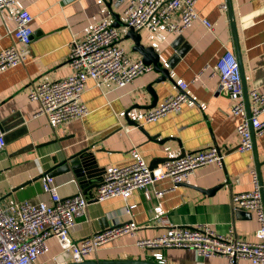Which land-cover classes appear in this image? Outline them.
<instances>
[{"label":"crops","instance_id":"0c3cea01","mask_svg":"<svg viewBox=\"0 0 264 264\" xmlns=\"http://www.w3.org/2000/svg\"><path fill=\"white\" fill-rule=\"evenodd\" d=\"M231 1L250 100L254 87H264V0ZM125 5L126 0H18L15 6L0 13V50L12 44L10 32L16 12L26 8L34 16L29 58L24 64L0 70V122L13 114L23 119L22 124L8 131V141L0 152V199L49 201L42 179L56 155L64 157L82 150L90 153L85 182L72 171L53 177L61 196L82 192L92 197L106 168L130 163L134 148L155 167L186 152L215 145L224 154V167L207 164L176 185L169 178L163 179L149 186V196L143 189L135 190L129 202L136 204L133 217L139 224L137 235L121 236L85 259L155 261L152 250L138 245L137 239L166 233L167 225L161 223V218L175 225L209 224L221 234L255 240L254 232L259 226L255 213L236 208L232 195L252 190V168L264 183V132L255 135L251 151L238 150L239 117L231 112L232 101L221 90L218 74L213 75L216 59L225 47L235 51L228 8L222 9L220 0H198L196 4L199 16L214 23L212 32L200 20L180 34L165 27L142 31L143 41L155 46L164 64L176 51L172 46L175 40L182 36L179 48L183 55L170 68L173 80L157 82L160 73L154 67L124 86H99L90 79L82 95L90 110L87 116L53 127L46 116L36 115L39 104L28 97V89L34 83L60 80L71 73V42L83 40L95 21L117 22L119 26L115 27L122 36L120 45L133 59H142L133 50V41L126 38ZM182 81L188 82V100L182 110L145 123L146 113L175 92ZM243 94L247 102L244 87ZM217 184L223 185L216 192H205ZM126 204L120 197L91 199L87 214L71 228V237L79 240L129 220ZM60 251L58 240L50 238L39 264L69 262L66 258L60 263L53 259ZM161 251L166 258L163 264H227L223 257H203L191 248ZM240 264L255 263L241 260Z\"/></svg>","mask_w":264,"mask_h":264},{"label":"built area","instance_id":"2783aa9c","mask_svg":"<svg viewBox=\"0 0 264 264\" xmlns=\"http://www.w3.org/2000/svg\"><path fill=\"white\" fill-rule=\"evenodd\" d=\"M18 0H0V13L15 6ZM198 0H126L124 14L128 26L138 30L153 32L158 27L182 33L196 20H200L209 31L214 23L201 18L196 11ZM220 7L227 9L226 0H220ZM34 16L26 8L14 15L15 26L11 30L12 44L0 50V70L24 64L29 58L32 41ZM121 32L105 19L90 25L83 40L73 39L70 46L69 65L71 73L53 81L34 83L28 89V97L38 102L36 115H44L51 126H57L73 119H82L90 112L82 101L88 80L97 85L114 83L124 86L137 76L151 71L153 65L142 59H133L120 45ZM220 88L232 101L231 112L239 117L236 127L241 152L254 147L253 133L264 132V87H254L250 92L248 110L243 94V80L236 52L225 47L216 59V70ZM188 82L179 83L175 92L145 115L144 122L180 112L188 100ZM6 145L5 132L0 130V152ZM132 161L126 165H112L106 168L95 194L88 197L78 192L71 196H61L54 177L43 174V191L49 201L0 199V264H39V257L48 250V240L56 238L61 251L53 256L56 262L63 258L69 261H83L90 253L124 235L136 236L139 224L133 217L136 204L129 199L137 189H143L149 196L148 188L169 178L174 185L187 181L195 171L207 164L224 167V154L217 146L199 151H189L183 156L150 167L144 156L132 149ZM252 190L232 195L238 209H251L259 223L254 232L255 240L236 238L233 234H221L209 224L175 225L167 218H161L167 225L166 233L137 239V244L151 249L155 261L164 263L167 248H191L203 257H223L227 264H240L249 260L264 264V183L257 171H250ZM161 193L158 192V194ZM120 197L127 202L126 213L129 220L116 226L104 228L79 240L71 237V228L77 219L87 214L91 199L105 201Z\"/></svg>","mask_w":264,"mask_h":264},{"label":"water","instance_id":"95a60500","mask_svg":"<svg viewBox=\"0 0 264 264\" xmlns=\"http://www.w3.org/2000/svg\"><path fill=\"white\" fill-rule=\"evenodd\" d=\"M227 2V7H228V12L231 20V27H232V34H233V40H234V45H235V52L238 58L239 66H240V71H241V76L243 80V87L245 91V96L247 100V107L248 110L250 109L249 105V100H248V95H247V88H246V79H245V66H244V60H243V54L240 46V39H239V33H238V27L235 19V14L233 12V7H232V1L231 0H226ZM118 14L115 15V18L118 19ZM113 26L118 27L119 24L117 22H113ZM34 34L32 35L33 38ZM126 38H130L133 41V50L137 51L140 53L142 60L145 63L152 64L154 69L160 73L159 78L156 80L157 82H162L165 81L166 79L173 80L171 75H170V68L174 67L175 61L183 55L182 48H179V43L182 40V36H178V38L175 40L174 44L172 45L173 48L176 49L174 54L169 57L167 60L166 64L163 63L162 61V55L159 51L156 50L154 45H147L143 41V36H142V30L135 29L131 26H128L127 32H126ZM151 92L155 94L154 89L152 86L149 87ZM23 119H17V114L11 115L9 118L3 119L0 122V130L5 132V138L6 141H8L9 134L8 131H11L14 127H17V125L22 124ZM253 140L254 144L256 143V137L255 134L253 133ZM218 147V146H217ZM218 149L221 152V149L218 147ZM90 153L86 152V150H82L79 152H76L74 154L64 156V157H59V156H53V161L54 164L52 167H50L46 173L54 176L62 172H69L72 171L75 173L77 178L81 180L82 182H85V170L87 172V167H88V159L87 156H89ZM184 154H181L180 156H177L174 159H177ZM152 167V165H150ZM181 184V183H180ZM99 185V184H98ZM223 184H217L214 187L205 190L207 193H214L218 189L222 187ZM238 238L237 236H235ZM64 264H162L157 261H151V260H142V259H99V260H89V259H84L83 261H69Z\"/></svg>","mask_w":264,"mask_h":264}]
</instances>
